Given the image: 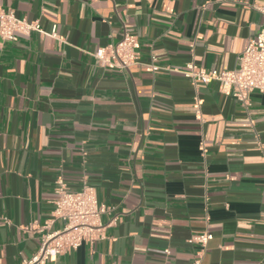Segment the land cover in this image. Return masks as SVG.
<instances>
[{"label": "crops", "instance_id": "crops-1", "mask_svg": "<svg viewBox=\"0 0 264 264\" xmlns=\"http://www.w3.org/2000/svg\"><path fill=\"white\" fill-rule=\"evenodd\" d=\"M0 4L56 33L0 37V264L31 260L63 228H42L59 177L95 188L102 235L36 264H264V94L245 106L180 72L234 68L264 0ZM126 33L139 63L103 66L97 50ZM204 232L199 256L189 240Z\"/></svg>", "mask_w": 264, "mask_h": 264}, {"label": "built area", "instance_id": "built-area-1", "mask_svg": "<svg viewBox=\"0 0 264 264\" xmlns=\"http://www.w3.org/2000/svg\"><path fill=\"white\" fill-rule=\"evenodd\" d=\"M257 9L264 18V5L258 6ZM33 31L56 36L54 30L52 32L43 30L38 20L17 17L0 4V37L14 41L20 35H27ZM95 56L103 66L128 69L139 63L140 60L137 39L126 33L117 43L99 48ZM148 66L153 71L159 69L155 56H152V61ZM180 72L189 78L195 86L198 83L217 82L222 93L236 97L243 105L247 106L250 103L249 96L253 91L264 94V27L257 36L249 38L246 47L239 54L234 68L216 71L190 62ZM201 104L202 100L197 97L195 100L197 113H200ZM56 183L58 197L53 211L54 218L42 228H49L55 219L62 220L64 226L46 233L38 254L23 264H36L45 259L56 257L64 251L77 248L84 241L92 242L102 235L103 224L100 217L107 211V208L100 204L95 188L85 184L81 190L70 192L63 178L59 177ZM212 237L210 232H204L189 241L201 244L202 248L199 251V256H201ZM199 263L200 257L195 260V264Z\"/></svg>", "mask_w": 264, "mask_h": 264}]
</instances>
